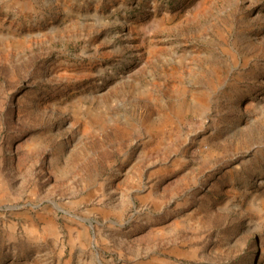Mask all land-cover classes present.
Segmentation results:
<instances>
[{"label":"rangeland","instance_id":"rangeland-1","mask_svg":"<svg viewBox=\"0 0 264 264\" xmlns=\"http://www.w3.org/2000/svg\"><path fill=\"white\" fill-rule=\"evenodd\" d=\"M0 264H264V0H0Z\"/></svg>","mask_w":264,"mask_h":264}]
</instances>
